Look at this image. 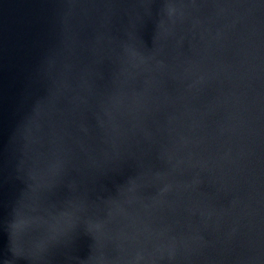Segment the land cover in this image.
<instances>
[{
  "label": "water",
  "instance_id": "water-1",
  "mask_svg": "<svg viewBox=\"0 0 264 264\" xmlns=\"http://www.w3.org/2000/svg\"><path fill=\"white\" fill-rule=\"evenodd\" d=\"M0 264H264V0H0Z\"/></svg>",
  "mask_w": 264,
  "mask_h": 264
}]
</instances>
